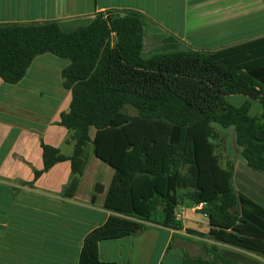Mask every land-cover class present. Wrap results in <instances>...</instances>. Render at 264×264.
Segmentation results:
<instances>
[{"label": "trees", "instance_id": "obj_1", "mask_svg": "<svg viewBox=\"0 0 264 264\" xmlns=\"http://www.w3.org/2000/svg\"><path fill=\"white\" fill-rule=\"evenodd\" d=\"M150 23L140 12L114 10L75 23L0 24L5 84H19L39 56L70 62L63 78L72 102L60 126L72 133L74 152L42 142L35 181L70 162L62 196L75 197L91 150L114 171L101 204L110 216L85 237L78 264H105L101 242L138 236L148 225L182 230L175 214L185 201L205 205L210 238L229 249L206 246L207 258L185 255L183 264H263L255 257L264 260V200L247 192L243 182H254L245 173L222 167L218 128L233 130L246 166L264 177V116L251 117L248 101L239 108L227 101L245 96L264 105V36L147 58Z\"/></svg>", "mask_w": 264, "mask_h": 264}, {"label": "crops", "instance_id": "obj_2", "mask_svg": "<svg viewBox=\"0 0 264 264\" xmlns=\"http://www.w3.org/2000/svg\"><path fill=\"white\" fill-rule=\"evenodd\" d=\"M114 10L137 11L151 21L143 50L150 56L189 49L209 52L264 36V0H0V24L75 23ZM69 65L46 54L34 60L19 84L0 78V264H78L85 237L110 216L101 204L114 171L93 150L75 197L62 196L72 176L70 162L57 164L35 181V172L44 168L42 142L67 157L74 152L72 133L60 126L72 102L63 78ZM250 116L257 117L251 110ZM218 131L221 140L230 132ZM96 184L104 186L102 195L95 193ZM181 223L182 230L148 225L138 236L101 242L100 260L183 264L185 255L207 258L206 246L223 249L209 234L185 226L184 215Z\"/></svg>", "mask_w": 264, "mask_h": 264}, {"label": "rangeland", "instance_id": "obj_3", "mask_svg": "<svg viewBox=\"0 0 264 264\" xmlns=\"http://www.w3.org/2000/svg\"><path fill=\"white\" fill-rule=\"evenodd\" d=\"M261 20L263 19H259L258 21L261 22ZM144 56L147 58L150 57L148 52L147 54L144 53ZM247 101L249 100L243 96H235V97H230L228 99V102L234 105H243ZM128 112L131 115H135L134 110L131 108H128ZM251 114L253 116L262 117L263 107L260 102L258 101L251 102ZM218 155H219L221 164L224 168L232 167L234 170L245 173L246 180H249L248 178H251L254 184H250V182H243L245 184L244 186L247 192H250V194H253V195L257 194L259 197L263 198L264 200V194H263L264 193V177L262 174L256 173L246 166L241 156V150L236 146V143L234 141L233 130H230L227 136L223 138ZM194 207L195 205L191 202L186 203L181 208L179 207L180 214L184 215V224L185 226H188L191 229L198 230L208 235L209 234L208 220L202 212H198V213L193 212ZM222 247L223 249H229L228 247H225V246H222ZM257 260H259L261 263L264 264L263 259L259 258Z\"/></svg>", "mask_w": 264, "mask_h": 264}, {"label": "built area", "instance_id": "obj_4", "mask_svg": "<svg viewBox=\"0 0 264 264\" xmlns=\"http://www.w3.org/2000/svg\"><path fill=\"white\" fill-rule=\"evenodd\" d=\"M205 208V205L204 204H200V205H197L194 207V211L196 212H200L202 211L203 209ZM183 219V215L180 214V212L176 211V214H175V220L177 222H181V220Z\"/></svg>", "mask_w": 264, "mask_h": 264}, {"label": "water", "instance_id": "obj_5", "mask_svg": "<svg viewBox=\"0 0 264 264\" xmlns=\"http://www.w3.org/2000/svg\"><path fill=\"white\" fill-rule=\"evenodd\" d=\"M104 190L105 188L103 185L97 184L95 187V193L98 195H102L104 193Z\"/></svg>", "mask_w": 264, "mask_h": 264}]
</instances>
